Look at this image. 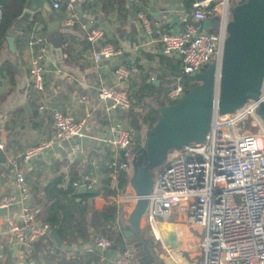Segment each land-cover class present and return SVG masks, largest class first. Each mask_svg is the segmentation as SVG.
I'll return each mask as SVG.
<instances>
[{"label":"built area","instance_id":"obj_1","mask_svg":"<svg viewBox=\"0 0 264 264\" xmlns=\"http://www.w3.org/2000/svg\"><path fill=\"white\" fill-rule=\"evenodd\" d=\"M75 1L65 0L63 4L52 1V7L62 12L64 27H72L78 21ZM238 1L193 2V20L216 19L219 26L214 31L184 22L181 29L159 34L162 51L180 59L182 75L169 86L166 92L169 100L178 102L184 97V75L201 72L206 64L219 63L230 8ZM137 17L144 34L149 35L148 18L142 12L137 13ZM80 28L86 41L93 46L94 62L121 55V49L108 43L103 29L95 26L92 20L81 21ZM25 46L32 52L28 62L29 86L41 97L45 91L47 38L33 26ZM137 71L133 64L118 63L113 68L119 83L128 81ZM96 88L99 100L106 102L109 108L119 107L126 111L131 107L125 88L104 81H99ZM85 99V95L79 98L80 101ZM260 102H264V80L256 100H247L233 113L215 114L202 142L191 143L168 154L166 163L153 179L142 216L149 234L163 248L159 228L162 222L176 215L199 233L198 251L202 264H264V123L256 112ZM39 109L44 110L43 104ZM48 114L54 128L53 138H42L27 147L22 155L23 161L42 154L54 142L61 143L82 135L84 119H75L60 108H50ZM124 123L112 125L111 138L106 140L123 157L132 151L136 134L130 123ZM251 127H255L256 132L251 131ZM3 147L0 143V149ZM115 164L110 161L109 167L114 170ZM120 166L123 167V163ZM88 181L89 178L83 176L73 181L72 186L85 184L89 187ZM11 184L19 198L11 192H0V247L9 254L14 253L13 264H36L35 244L51 235L50 225L38 219L40 207L23 203L30 196L23 171L13 172ZM11 209H15L14 215ZM91 240L95 249L105 250L112 246L111 239L102 233L92 234ZM108 264H139V259L132 250L125 248Z\"/></svg>","mask_w":264,"mask_h":264},{"label":"crops","instance_id":"obj_2","mask_svg":"<svg viewBox=\"0 0 264 264\" xmlns=\"http://www.w3.org/2000/svg\"><path fill=\"white\" fill-rule=\"evenodd\" d=\"M47 1L49 11L35 12V16L41 20L31 26L38 27L48 42L44 59L45 91L41 97L29 86L28 62L32 52L25 46V41L31 28H22L21 25L13 28L15 23L10 27L8 34L13 37L16 48L14 53L8 49L7 41L0 46V65L7 62L11 68V72H0V143L4 146L0 149V174L4 173L3 177L0 176V192H11L19 198L11 181L13 172L21 170L30 192L29 198L23 203L42 209L44 195L41 188L50 179L62 175L66 185L72 176L76 177L75 180L87 176L89 187L85 184L72 186L77 194L76 201L88 212L101 211L115 205L125 219L135 204L131 186L134 175L132 163L137 152L135 148L143 142L148 129L146 124L131 120L127 116L128 110L119 107L111 109L106 102L99 100L96 87L99 81H104L119 88L134 89L144 74H148L150 78L147 80H154L156 85H159L157 77L175 82L180 73V59L175 54L162 51L159 34L166 30L181 29L187 18L195 21L192 13L185 10V0H119L122 2L120 8L116 6L109 13L100 8L98 0H76L74 7L78 21L72 27H64L61 23L62 12L52 7L53 0ZM56 1L63 4L65 0ZM139 12L150 22L149 35L144 34L137 17ZM87 20H92L95 26L103 29L106 41L121 49L120 56L104 58L100 62L93 61V46L86 41L80 28V22ZM202 22L196 21V25L199 24L202 30L214 31L213 27L205 29ZM57 48H60L61 55L56 53ZM118 63L136 65L138 71L131 80L119 83L113 72ZM174 65L176 70L170 73L169 66ZM82 95L86 96L84 101L79 100ZM41 104L44 110L39 109ZM50 108H60L71 113L75 119H84L82 135L61 143L54 142L42 154L30 161H23L22 155L27 147L42 138H53L54 128L48 114ZM124 122L130 123L136 134L132 151L123 157L106 140L111 138V126ZM110 161L116 163L114 170L109 167ZM119 163H123V167ZM10 211L14 215L15 209ZM143 227L145 221L141 217L139 229ZM87 228L88 231L92 230L89 223ZM108 229L121 232V235H118L116 243L112 242V246L105 250L95 249L92 240L80 238L69 245L62 241L61 246H56L66 258L96 252L99 260L91 264H108L121 251V246L131 240L122 234L124 223L113 222ZM159 230L163 244L166 247L168 244L171 250L184 245V235H188V241L191 237L196 239L198 245L196 232L176 215L162 222ZM13 255V252L9 254L0 247V264H13ZM35 259L36 264H47L40 254Z\"/></svg>","mask_w":264,"mask_h":264},{"label":"water","instance_id":"obj_3","mask_svg":"<svg viewBox=\"0 0 264 264\" xmlns=\"http://www.w3.org/2000/svg\"><path fill=\"white\" fill-rule=\"evenodd\" d=\"M49 9L47 0H26L25 9L15 24L26 28L35 12L42 10L46 13ZM202 24L205 29L219 26L216 19H205ZM225 30L219 63H210L201 72L182 77L184 82L195 84L178 102L159 109L156 122L135 148L142 150L135 154L131 179L135 204L124 219L122 234L125 238L133 240L137 235L148 203L147 196L153 186L151 173L166 163L169 151L202 142L215 114L233 113L247 100L258 98L264 80V0H239L230 8V20ZM6 41L8 49L14 53L13 37L8 34ZM56 53L61 55L60 48ZM256 112L264 123V102L259 103ZM51 236L55 244L61 246L62 241L55 231ZM134 247L142 250L139 264H155L154 258L147 255L140 242H136Z\"/></svg>","mask_w":264,"mask_h":264},{"label":"trees","instance_id":"obj_4","mask_svg":"<svg viewBox=\"0 0 264 264\" xmlns=\"http://www.w3.org/2000/svg\"><path fill=\"white\" fill-rule=\"evenodd\" d=\"M98 1L100 2V8L105 13L111 12L116 6L120 8L122 4L119 0ZM194 1L185 0V10L187 13L193 12ZM25 4L26 0H0V46L6 42L8 31L22 15ZM40 20L39 16H35L34 14V19L28 22V29ZM186 22L197 24L196 22H192L190 18H187ZM59 35L61 36L60 33ZM3 70L11 72V68L7 62L0 65V72ZM174 70H176L175 65L169 66L170 73ZM148 78L150 76L144 74L134 89L130 87L125 88L131 101V107L128 109L127 116L133 118L136 122L146 124L147 129L151 128L156 122L161 107L176 103V101L169 100L166 95L169 86L174 83L173 80H164L162 77H157L156 80L159 81V85H156L152 81L147 82ZM165 83H167L166 86ZM194 84L186 85L185 93ZM256 130L255 127H251V131L256 132ZM75 178V176H72L70 181L64 185L62 175H58L50 179L41 188L44 198L42 199V209H40L38 219L48 223L51 232L55 231L58 238L68 245L79 238L86 241L91 240L92 231H102L101 233L105 234L107 230H109V233L105 235L113 243H116L118 235H121V232L108 229V226L116 221L120 224L124 223L120 209L112 205L108 209L88 212L80 202L76 201L77 194L72 187V182L75 181ZM88 213H90V216H88ZM88 223L91 226V231H88ZM136 242H140L144 246V249L147 250V255L152 256L157 264L161 258L158 257L157 250L154 248L160 247L161 244L149 234L146 225L142 229H139L133 240L121 246V250L129 248L134 252L137 250L134 247ZM44 243H42V240L36 242L34 256L40 254L47 264H91L92 261L99 260V255L96 252L66 258L63 251L56 246L51 235ZM151 249L154 250L152 253L150 252Z\"/></svg>","mask_w":264,"mask_h":264},{"label":"rangeland","instance_id":"obj_5","mask_svg":"<svg viewBox=\"0 0 264 264\" xmlns=\"http://www.w3.org/2000/svg\"><path fill=\"white\" fill-rule=\"evenodd\" d=\"M12 27L15 28L16 24H14ZM206 66H207V64L205 65V68H206ZM190 84H192V83H185V85H187V86L190 85ZM130 119L132 120L133 118H130ZM140 150H142V148ZM135 158H136V156H135ZM135 160L136 159H134V162L132 163V167H134ZM159 169H160V166L156 167L152 171L151 174H152V178L153 179L156 178ZM127 217L128 216H126L125 218H127ZM108 231L109 230H107L105 234H108L109 233ZM101 232L95 231L92 234L101 233ZM196 234H199V233H196ZM189 238H190V236H189ZM182 239L184 241V245H182V246L180 245V246L176 247L177 249H174V248L172 250L169 249L168 248V244H167V247L165 246V248H162L161 246L160 247L157 246L156 248H154V249L157 250L158 257L161 258V259L158 260L157 264H202L201 263V257L199 256V252L196 253V244H195V242L191 241V240L188 241V235H184L182 237ZM131 240H129V241H131ZM173 250H177V252H175V253L171 252ZM153 251H154L153 249L150 250L151 253ZM133 253H134V255L137 258H140L141 255H142V250H135ZM179 260H181V261H179Z\"/></svg>","mask_w":264,"mask_h":264},{"label":"bare ground","instance_id":"obj_6","mask_svg":"<svg viewBox=\"0 0 264 264\" xmlns=\"http://www.w3.org/2000/svg\"><path fill=\"white\" fill-rule=\"evenodd\" d=\"M185 230H186V229H185ZM184 232H185V231H184ZM184 234H186V233H184ZM182 235H183V233H182ZM190 240L196 242V239H194V238H192V237H191ZM190 240H189V241H190ZM195 244H196V243H195ZM190 246H191V245H190ZM196 246H198V245L196 244Z\"/></svg>","mask_w":264,"mask_h":264}]
</instances>
